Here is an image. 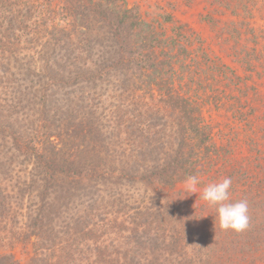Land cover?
Returning <instances> with one entry per match:
<instances>
[{
    "label": "trees",
    "instance_id": "16d2710c",
    "mask_svg": "<svg viewBox=\"0 0 264 264\" xmlns=\"http://www.w3.org/2000/svg\"><path fill=\"white\" fill-rule=\"evenodd\" d=\"M249 1L186 0L192 21L172 0H0V264H264V0ZM21 66L36 84L16 99ZM191 175L231 178L249 226L221 229L199 192L172 200Z\"/></svg>",
    "mask_w": 264,
    "mask_h": 264
},
{
    "label": "clouds",
    "instance_id": "9594fccd",
    "mask_svg": "<svg viewBox=\"0 0 264 264\" xmlns=\"http://www.w3.org/2000/svg\"><path fill=\"white\" fill-rule=\"evenodd\" d=\"M231 183V178H224L200 189L198 176L191 175L184 181V192L187 196L199 192L200 199L215 209L221 229L243 231L249 226L248 203L246 200L230 201Z\"/></svg>",
    "mask_w": 264,
    "mask_h": 264
},
{
    "label": "rangeland",
    "instance_id": "374dc122",
    "mask_svg": "<svg viewBox=\"0 0 264 264\" xmlns=\"http://www.w3.org/2000/svg\"><path fill=\"white\" fill-rule=\"evenodd\" d=\"M158 1H160V0H130V2H131L130 4L133 5V4L140 3V4H143L144 9H152L154 6H156ZM172 1H175L177 4H179V8H180L179 11H180V14H182L183 18L184 17L189 18L192 21L197 20L199 18L198 13H199V11H201L202 5H197V4H188L187 5L186 0H172ZM251 2H252V0L249 1V4ZM162 3H164V2H162ZM257 23H261V21L258 19ZM77 24H79V22H77ZM10 60H12L11 64L14 65L13 58H10ZM17 66L20 67L19 64H17ZM24 68H25V66H21V68L19 70L17 69V67L11 68L13 75L10 76L11 78L9 80H12V82L10 85H7V87L5 88L6 92H8V91L12 92V90H14V93H12V94L15 95L16 99L17 98L20 99L19 96L21 94H26L25 87H26V89L30 90V88L33 86L35 87V84H36L35 78L32 80V82L27 81L28 77L25 74ZM17 90H19V92ZM23 99H24V95L21 96L22 103H21L20 107H22V105H26L25 101L23 102ZM27 106H28V103H27ZM20 107L17 109L21 110ZM36 108L37 107L34 105V110H36ZM24 112H25V114H27L28 108H26ZM22 115L23 114H21L20 120L26 121L25 115H24V117ZM20 124H21V122H20ZM174 189H175V191L172 194V196H173L172 200H176V202L182 203L184 205L185 202L183 199L189 198L188 196L185 195L186 192H184V184H180V185L177 184L174 187ZM180 210H181V207L179 206V211ZM20 258H22V257H20ZM22 263H24V260H22Z\"/></svg>",
    "mask_w": 264,
    "mask_h": 264
}]
</instances>
